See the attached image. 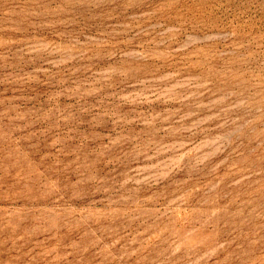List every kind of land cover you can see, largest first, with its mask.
I'll return each instance as SVG.
<instances>
[{
  "label": "rangeland",
  "instance_id": "obj_1",
  "mask_svg": "<svg viewBox=\"0 0 264 264\" xmlns=\"http://www.w3.org/2000/svg\"><path fill=\"white\" fill-rule=\"evenodd\" d=\"M0 264H264V0H0Z\"/></svg>",
  "mask_w": 264,
  "mask_h": 264
}]
</instances>
